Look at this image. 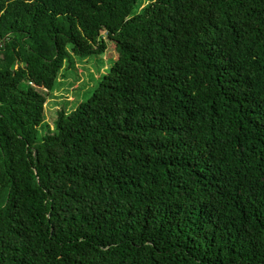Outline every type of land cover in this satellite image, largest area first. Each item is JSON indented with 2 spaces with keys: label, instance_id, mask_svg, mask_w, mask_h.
Masks as SVG:
<instances>
[{
  "label": "trees",
  "instance_id": "obj_1",
  "mask_svg": "<svg viewBox=\"0 0 264 264\" xmlns=\"http://www.w3.org/2000/svg\"><path fill=\"white\" fill-rule=\"evenodd\" d=\"M139 6L0 0V264H264V0Z\"/></svg>",
  "mask_w": 264,
  "mask_h": 264
},
{
  "label": "rangeland",
  "instance_id": "obj_2",
  "mask_svg": "<svg viewBox=\"0 0 264 264\" xmlns=\"http://www.w3.org/2000/svg\"><path fill=\"white\" fill-rule=\"evenodd\" d=\"M149 0H138L140 8ZM116 57V51L111 48L110 43L102 53L89 55L87 58L76 59L75 66L62 71L58 76V82L53 90L46 93L45 103L46 119L39 126V137L41 138L54 126L56 119L55 110L64 107L65 110L73 109L79 102L89 96L97 84L99 76L111 65ZM62 74H65L62 76Z\"/></svg>",
  "mask_w": 264,
  "mask_h": 264
}]
</instances>
